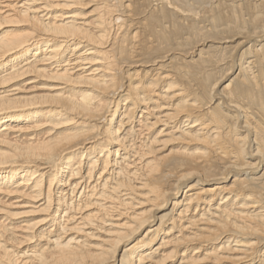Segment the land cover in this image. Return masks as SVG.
I'll use <instances>...</instances> for the list:
<instances>
[{
	"label": "bare ground",
	"instance_id": "obj_1",
	"mask_svg": "<svg viewBox=\"0 0 264 264\" xmlns=\"http://www.w3.org/2000/svg\"><path fill=\"white\" fill-rule=\"evenodd\" d=\"M0 264H264V0H0Z\"/></svg>",
	"mask_w": 264,
	"mask_h": 264
}]
</instances>
